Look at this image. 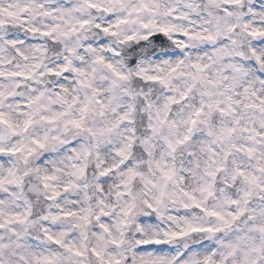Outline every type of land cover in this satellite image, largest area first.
I'll return each instance as SVG.
<instances>
[{
    "label": "snow or ice",
    "instance_id": "snow-or-ice-1",
    "mask_svg": "<svg viewBox=\"0 0 264 264\" xmlns=\"http://www.w3.org/2000/svg\"><path fill=\"white\" fill-rule=\"evenodd\" d=\"M0 264H264V0H0Z\"/></svg>",
    "mask_w": 264,
    "mask_h": 264
}]
</instances>
